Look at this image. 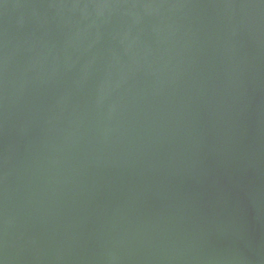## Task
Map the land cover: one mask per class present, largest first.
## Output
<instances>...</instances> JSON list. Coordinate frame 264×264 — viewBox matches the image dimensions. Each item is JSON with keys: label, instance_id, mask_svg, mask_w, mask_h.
Instances as JSON below:
<instances>
[{"label": "water", "instance_id": "obj_1", "mask_svg": "<svg viewBox=\"0 0 264 264\" xmlns=\"http://www.w3.org/2000/svg\"><path fill=\"white\" fill-rule=\"evenodd\" d=\"M0 264H264V0H0Z\"/></svg>", "mask_w": 264, "mask_h": 264}]
</instances>
